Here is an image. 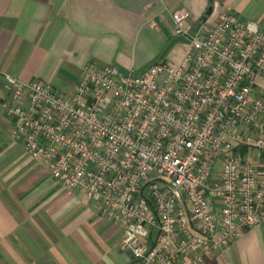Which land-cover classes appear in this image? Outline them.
<instances>
[{"label":"built area","instance_id":"built-area-1","mask_svg":"<svg viewBox=\"0 0 264 264\" xmlns=\"http://www.w3.org/2000/svg\"><path fill=\"white\" fill-rule=\"evenodd\" d=\"M185 52L142 72L86 62L73 88L6 74L11 135L123 227L129 264H203L264 218V26L171 12Z\"/></svg>","mask_w":264,"mask_h":264},{"label":"crops","instance_id":"crops-1","mask_svg":"<svg viewBox=\"0 0 264 264\" xmlns=\"http://www.w3.org/2000/svg\"><path fill=\"white\" fill-rule=\"evenodd\" d=\"M210 5L211 23L231 9L264 26V0H0V264L131 261L121 247L123 227L103 217L85 192L55 179L11 135L6 74L69 90L86 62L142 72L174 36L175 8L198 19ZM242 151L264 161L256 149ZM203 264H264V218Z\"/></svg>","mask_w":264,"mask_h":264},{"label":"water","instance_id":"water-1","mask_svg":"<svg viewBox=\"0 0 264 264\" xmlns=\"http://www.w3.org/2000/svg\"><path fill=\"white\" fill-rule=\"evenodd\" d=\"M212 11H213V6L210 5V6L207 8L206 12L196 20V22H195V24H194V26H193V29H194L195 31H197V30L199 29V27H200V25H201V23H202L203 21H206V20L208 19V16L212 13ZM180 41L189 42L190 39H189L187 36H185V35H174V36L168 41V43L166 44L165 48L163 49V51H162L161 54H160V57H161V58H164V57L167 55V53L171 50V48H172L177 42H180Z\"/></svg>","mask_w":264,"mask_h":264},{"label":"rangeland","instance_id":"rangeland-1","mask_svg":"<svg viewBox=\"0 0 264 264\" xmlns=\"http://www.w3.org/2000/svg\"><path fill=\"white\" fill-rule=\"evenodd\" d=\"M184 52H185L184 44H182V42H177L168 52L167 56L161 59L168 60L172 63H177L180 60V56Z\"/></svg>","mask_w":264,"mask_h":264}]
</instances>
